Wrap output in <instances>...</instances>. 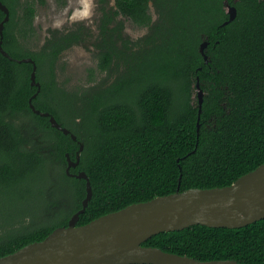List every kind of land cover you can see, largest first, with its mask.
I'll return each mask as SVG.
<instances>
[{"label": "trees", "instance_id": "trees-1", "mask_svg": "<svg viewBox=\"0 0 264 264\" xmlns=\"http://www.w3.org/2000/svg\"><path fill=\"white\" fill-rule=\"evenodd\" d=\"M1 1L10 10L3 47L14 59L0 51V257L44 240L83 208L87 181L67 173V154L76 160L81 143L70 172L87 173L93 197L78 225L178 188L228 186L264 164V0H97L96 34L83 24L50 30L37 51L26 44L35 2L45 0ZM226 4L237 17L223 25ZM5 16L0 9V23ZM120 16L148 32L130 39ZM87 42L106 78L67 90L58 62ZM26 57L37 64L39 92L34 65L17 61ZM37 92L35 107L78 140L31 109ZM143 245L199 261L264 264V219L236 229L194 225Z\"/></svg>", "mask_w": 264, "mask_h": 264}, {"label": "water", "instance_id": "water-1", "mask_svg": "<svg viewBox=\"0 0 264 264\" xmlns=\"http://www.w3.org/2000/svg\"><path fill=\"white\" fill-rule=\"evenodd\" d=\"M229 20L237 17L235 6L226 4ZM0 9L5 19L0 23V51L9 59H14L3 47L5 23L10 19L9 8L0 0ZM208 42L201 44V53L208 63L205 53ZM18 62L32 63V86L37 81V64L31 57ZM200 113L204 100V91L197 83ZM30 99L31 109L42 116L50 117L53 127L71 134L73 140L78 137L62 126L50 112L35 107ZM84 144H80L76 160L67 154V173L87 181V196L83 208L73 215L67 226L56 228L44 240L33 242L14 253L0 257V264H245L237 260L199 261L189 256L167 252L161 248L144 246L148 239L163 232L179 231L194 225L214 228L236 229L264 219V164L241 176L233 184L215 188H192L181 192L158 196L145 202L131 204L119 211L103 215L85 225H78L93 197V188L85 171L77 174L70 172L81 161L80 153Z\"/></svg>", "mask_w": 264, "mask_h": 264}, {"label": "rangeland", "instance_id": "rangeland-1", "mask_svg": "<svg viewBox=\"0 0 264 264\" xmlns=\"http://www.w3.org/2000/svg\"><path fill=\"white\" fill-rule=\"evenodd\" d=\"M35 7V34L28 40V49L31 51L41 48L50 29L65 30L83 24L93 33H97V0H45V3L36 1ZM119 19L125 22L126 33L133 39L144 36L148 31V28L138 26L128 18ZM95 54L91 43L64 52L56 68L59 85L70 91H81L106 78V74L98 67Z\"/></svg>", "mask_w": 264, "mask_h": 264}, {"label": "flooded vegetation", "instance_id": "flooded-vegetation-1", "mask_svg": "<svg viewBox=\"0 0 264 264\" xmlns=\"http://www.w3.org/2000/svg\"><path fill=\"white\" fill-rule=\"evenodd\" d=\"M111 5L113 6L114 5V0H112V2H111ZM151 5V4H150ZM97 10H98V2H97ZM150 12L152 13V15H153V19H156V14H155V10H154V7H153V5H151L150 6ZM99 13V12H98ZM120 17H122V18H128V19H130L132 22H134L130 17H124V16H120ZM119 17V18H120ZM98 18H99V16H98ZM119 20H121V19H119ZM123 21V20H122ZM124 22V21H123ZM135 23V22H134ZM136 24V23H135ZM137 25V24H136ZM85 26V25H84ZM124 26H125V28H124V31H123V33H124V35H128L127 33H126V25H125V22H124ZM138 26H140V25H138ZM87 27V26H86ZM142 27H145V26H142ZM89 28V27H88ZM146 28H148V27H146ZM50 30H58L59 31V33H63L64 31H66V30H69V29H65V30H60V29H50ZM49 30V31H50ZM148 32V31H147ZM50 36V32H49V35L46 37V39L48 38ZM128 37L130 38V39H132V40H137V39H133L132 37H130L129 35H128ZM29 40V39H28ZM46 41V40H45ZM28 42L29 41H27V44H26V46L28 47ZM45 43V42H44ZM89 42H87V44H88ZM44 45V44H43ZM76 46H79V45H75V46H73V47H71V48H74V47H76ZM70 48V49H71ZM70 49H68V50H70ZM67 50V51H68ZM66 52V51H65Z\"/></svg>", "mask_w": 264, "mask_h": 264}]
</instances>
